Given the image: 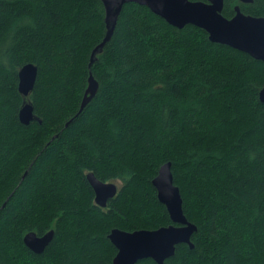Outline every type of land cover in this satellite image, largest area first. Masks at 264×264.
Listing matches in <instances>:
<instances>
[{"label":"trees","instance_id":"1","mask_svg":"<svg viewBox=\"0 0 264 264\" xmlns=\"http://www.w3.org/2000/svg\"><path fill=\"white\" fill-rule=\"evenodd\" d=\"M237 6L264 17V0H225L223 15ZM106 32L102 0H0V264H113L112 229L173 223L153 185L167 162L197 230L166 263L264 264V62L135 2L92 61ZM90 172L121 182L106 207ZM51 230L41 253L24 242Z\"/></svg>","mask_w":264,"mask_h":264},{"label":"water","instance_id":"2","mask_svg":"<svg viewBox=\"0 0 264 264\" xmlns=\"http://www.w3.org/2000/svg\"><path fill=\"white\" fill-rule=\"evenodd\" d=\"M102 2L107 32L103 41L93 50L92 61L112 38L124 6L135 2L149 7L176 27L195 25L209 34L210 41L229 45L264 62V17L245 14L239 6L235 8L236 13L232 18L225 17L223 15L225 0H102ZM37 76L38 67L33 63L20 68L18 89L25 99L33 91ZM98 88V81L90 74L81 110L96 95ZM260 100L264 103V87L260 91ZM19 118L24 124H29L35 119L34 106L31 102L25 101L19 111ZM87 178L95 192L96 204L106 207L108 201L117 195L119 186L114 182L99 180L93 172L88 173ZM153 185L173 223L155 230L129 232L118 228L112 229L109 239L117 249L113 264H136L147 258L153 259L157 264H167V259L175 255L179 244L186 243L193 247L192 236L197 226L190 222L184 213L183 197L180 188L174 183L171 162L160 167L158 175L153 179ZM53 236L54 230L43 236L30 232L25 236L24 242L34 252L41 253L52 241Z\"/></svg>","mask_w":264,"mask_h":264},{"label":"rangeland","instance_id":"3","mask_svg":"<svg viewBox=\"0 0 264 264\" xmlns=\"http://www.w3.org/2000/svg\"><path fill=\"white\" fill-rule=\"evenodd\" d=\"M117 184H118V186H120L121 185V182L117 181Z\"/></svg>","mask_w":264,"mask_h":264},{"label":"bare ground","instance_id":"4","mask_svg":"<svg viewBox=\"0 0 264 264\" xmlns=\"http://www.w3.org/2000/svg\"><path fill=\"white\" fill-rule=\"evenodd\" d=\"M243 3V2H242ZM204 30V29H203ZM97 57V56H96ZM36 85V84H35ZM32 93V92H31ZM27 100V99H26ZM110 201V200H109Z\"/></svg>","mask_w":264,"mask_h":264}]
</instances>
